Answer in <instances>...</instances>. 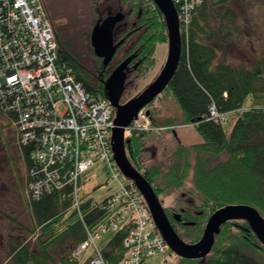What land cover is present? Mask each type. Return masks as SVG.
<instances>
[{
	"label": "trees",
	"instance_id": "obj_1",
	"mask_svg": "<svg viewBox=\"0 0 264 264\" xmlns=\"http://www.w3.org/2000/svg\"><path fill=\"white\" fill-rule=\"evenodd\" d=\"M40 2L57 42L59 63L88 92L105 97L109 78L128 60L120 103L139 94L134 95L135 89L155 64L156 46L167 44L164 18L152 0H85L74 27L68 19L58 21L46 1ZM232 2L199 0L188 31L181 32L177 70L144 110L157 131L131 130L124 140L129 163L151 186L176 235L188 244L200 240L208 218L224 206L247 205L264 218V54L251 67L225 57L218 61L215 45L204 41L214 34L208 29L212 19L219 21L225 33L235 32ZM108 6L114 7L113 15L122 16L113 31L114 43L121 44L103 66L102 59L94 55L90 34L108 16ZM170 105L175 108L171 115ZM210 107L223 120L213 119ZM8 121L9 126L12 123ZM181 125L193 126L201 142L185 145L171 139L172 145H168L164 133L174 134V126ZM18 152L22 157L28 154L20 148ZM84 178L79 181L78 210L73 208L69 188L28 202L38 231V248L32 250L25 243L12 247L9 258L15 264L79 263L74 251L87 239V233H95L110 216L102 208L106 200L97 203L80 194ZM131 226L122 222L111 232L100 248L104 264H121L126 258L123 241ZM57 244L69 249L53 261L49 249ZM171 264H264V247L245 221L233 220L221 226L205 257H176Z\"/></svg>",
	"mask_w": 264,
	"mask_h": 264
},
{
	"label": "built area",
	"instance_id": "obj_2",
	"mask_svg": "<svg viewBox=\"0 0 264 264\" xmlns=\"http://www.w3.org/2000/svg\"><path fill=\"white\" fill-rule=\"evenodd\" d=\"M171 1L180 32H186L199 0ZM209 110L213 119L223 120L213 107ZM0 111L16 127L19 148L28 153L23 158L31 200L69 188L78 210L79 181L96 162L105 163L103 169L111 178L118 181L122 175L112 153L114 109L106 97H94L59 63L57 42L40 0H0ZM154 129L141 110L125 136L131 130ZM124 179L118 181V193L102 205L110 216L95 233H87L75 259L92 249L88 264H104L97 242L101 233L117 231L122 222L132 226L123 241L127 256L121 264H145L166 251L143 197Z\"/></svg>",
	"mask_w": 264,
	"mask_h": 264
},
{
	"label": "rangeland",
	"instance_id": "obj_3",
	"mask_svg": "<svg viewBox=\"0 0 264 264\" xmlns=\"http://www.w3.org/2000/svg\"><path fill=\"white\" fill-rule=\"evenodd\" d=\"M45 1L48 9L58 16V21L64 22V20L68 19L72 27L81 18L80 9L81 7H85L86 4L85 0L79 1L81 7L78 5L77 0ZM229 5L236 16L234 22V27H236L235 32H232L230 29L231 32L229 34L225 33L224 29L219 27V21L212 19L209 22L208 29L213 31L214 34L211 40L204 39V41L215 45L218 52V61L225 57L229 61L245 63L248 67H251L253 62L264 54V0H233ZM106 10L108 16H114L115 9L113 6H108ZM188 27L189 24L186 25L187 31ZM167 52V44L162 43L156 46L155 64L139 80L134 95L137 92H142L157 78L165 65ZM170 108L172 109L170 111L171 115L175 108L172 105H170ZM7 121V118L0 111V130L3 129L4 131L5 129L7 135L6 132L4 135L12 145L16 146V149H19L16 139V127L13 123L8 126ZM225 126L229 129L228 125ZM172 130H174V134L173 132L164 133L168 145H172V140H179L180 143L185 145L201 142V137L193 126H174ZM154 131H157V129L155 128L151 132ZM17 158L19 162L14 163L17 169L14 176L10 174L8 167L5 166L3 154L0 152V264H15L9 258V255L11 248L16 247L18 244L25 243L32 250H37L38 248L35 241L38 231L28 207V202L31 199L28 195L25 180L27 163L21 154H18ZM104 166L105 163L96 162L85 175L84 183L80 187V194H87L97 203L106 200L110 196H115L119 191L118 181L125 182L122 175L118 177V181L111 178V173H107L103 169ZM130 215V212L126 213V217ZM110 234V230L101 233L100 239L97 242L100 248L103 247ZM68 249L69 247L66 244L55 245L49 249L51 259L56 261L65 255ZM91 256L92 249H89L82 259L76 260L79 261L78 264H88ZM176 257L167 248L162 254H156L148 258L145 264H171L176 260Z\"/></svg>",
	"mask_w": 264,
	"mask_h": 264
},
{
	"label": "water",
	"instance_id": "obj_4",
	"mask_svg": "<svg viewBox=\"0 0 264 264\" xmlns=\"http://www.w3.org/2000/svg\"><path fill=\"white\" fill-rule=\"evenodd\" d=\"M161 12L167 29L168 52L165 65L157 78L142 92L125 104L120 103L124 90L125 68L129 61L120 64L106 84V97L115 110L114 128L111 133L113 160L121 174L130 180L143 197L151 218L164 239L167 247L177 257L199 259L205 257L214 245L215 236L221 226L228 221L243 220L264 247V218L256 209L247 205H227L216 210L208 218L200 240L194 244L183 242L172 229L166 214L153 192L151 186L129 163L125 153V131L138 113L152 102L169 84L174 76L181 57L182 42L179 20L175 6L171 0H152ZM122 20L120 14L104 18L99 25L93 27L90 44L94 55L102 59L106 66L121 44H113V31Z\"/></svg>",
	"mask_w": 264,
	"mask_h": 264
},
{
	"label": "flooded vegetation",
	"instance_id": "obj_5",
	"mask_svg": "<svg viewBox=\"0 0 264 264\" xmlns=\"http://www.w3.org/2000/svg\"><path fill=\"white\" fill-rule=\"evenodd\" d=\"M113 44L114 43L113 41ZM107 90V89H106ZM7 131L0 130V152L3 154L4 164L6 167H8L10 174L15 176L16 173V165L15 162H19L17 155L19 154L18 149H16L15 145H12L8 138L4 135V133Z\"/></svg>",
	"mask_w": 264,
	"mask_h": 264
}]
</instances>
